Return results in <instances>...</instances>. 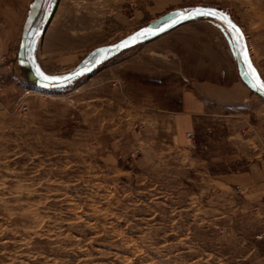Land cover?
Wrapping results in <instances>:
<instances>
[{
    "label": "rangeland",
    "instance_id": "rangeland-1",
    "mask_svg": "<svg viewBox=\"0 0 264 264\" xmlns=\"http://www.w3.org/2000/svg\"><path fill=\"white\" fill-rule=\"evenodd\" d=\"M193 7L228 14L264 79V0H52L28 64L0 52V264H264V96H191L241 75L227 23L111 47Z\"/></svg>",
    "mask_w": 264,
    "mask_h": 264
},
{
    "label": "crops",
    "instance_id": "crops-1",
    "mask_svg": "<svg viewBox=\"0 0 264 264\" xmlns=\"http://www.w3.org/2000/svg\"><path fill=\"white\" fill-rule=\"evenodd\" d=\"M39 3L40 0H0V52L3 54L15 52L12 61L15 70L17 65L28 64L20 57V54L23 49L25 33L29 31L28 29L32 27L36 17L39 16V7L34 9L33 5ZM229 45L233 54L236 55L237 51L233 48L232 40ZM21 60L24 63H21ZM0 64L3 63L0 62ZM5 69L4 64L0 66V75L4 74ZM240 70L241 75L231 78L230 81L217 77L198 80L193 85V94H191L198 98L199 101L196 104L204 107L205 103H211L215 107L223 108L224 111L228 110L227 112H229L232 107L241 106L250 101L253 97L252 93L261 94L251 87L248 78L245 77L244 72L247 69L244 62L240 64ZM186 98L185 96L183 99V110L190 113L189 101L194 100ZM179 114L183 113L179 112Z\"/></svg>",
    "mask_w": 264,
    "mask_h": 264
},
{
    "label": "snow or ice",
    "instance_id": "snow-or-ice-1",
    "mask_svg": "<svg viewBox=\"0 0 264 264\" xmlns=\"http://www.w3.org/2000/svg\"><path fill=\"white\" fill-rule=\"evenodd\" d=\"M52 3V0H42L41 4H34L33 8L40 7L42 9L40 14V22L42 23L44 19L47 17L48 14V8L50 4ZM212 16V17H218L220 20L225 21L227 23L228 29L230 30L231 34L233 35L234 39L232 41L233 48L239 49L238 54L243 55V62L246 65V71L244 72V75L246 78H248L249 83L253 88L259 89L261 92H264V79L261 78L260 74L256 70V68L253 66L250 57L248 55V51L246 48V45L244 43V36L240 28L232 22V20L229 18L228 14L219 11L215 8H204V7H193L190 10H177L176 17L178 19H173L171 17L162 20L160 22V25H157L156 28L152 27H145L141 28L139 31L134 32L130 36H128L126 39H123L120 41L119 44L112 45V48H123L127 46L128 44L136 43L139 39H143L146 36L155 35L157 31H164L166 28L171 27L175 23H179L181 20H187L190 18H194L196 16ZM32 35L36 36L39 32V25H37L36 28L31 29ZM100 53H107L110 51L108 48L100 49ZM103 58V57H101ZM21 63H24L23 60L20 61ZM97 63L99 60L96 61ZM35 71L36 74L42 78L44 81L49 82H63L66 83L69 79L68 76L63 75H48L46 74L38 65H35ZM88 69L85 68L84 71H87ZM80 73L74 72L71 75L75 76Z\"/></svg>",
    "mask_w": 264,
    "mask_h": 264
},
{
    "label": "water",
    "instance_id": "water-1",
    "mask_svg": "<svg viewBox=\"0 0 264 264\" xmlns=\"http://www.w3.org/2000/svg\"><path fill=\"white\" fill-rule=\"evenodd\" d=\"M249 82V81H248ZM251 85V84H250ZM252 87V86H251ZM253 88V87H252ZM255 90H257L259 93H261L262 96H264V92H261L259 89L253 88Z\"/></svg>",
    "mask_w": 264,
    "mask_h": 264
},
{
    "label": "built area",
    "instance_id": "built-area-1",
    "mask_svg": "<svg viewBox=\"0 0 264 264\" xmlns=\"http://www.w3.org/2000/svg\"><path fill=\"white\" fill-rule=\"evenodd\" d=\"M22 108H23L24 110H27V107H26V106H23ZM188 136H189V137H190V136L192 137V134H191V133H188Z\"/></svg>",
    "mask_w": 264,
    "mask_h": 264
}]
</instances>
